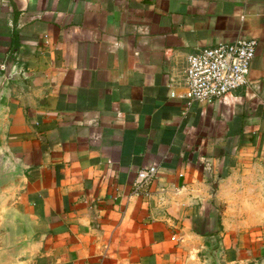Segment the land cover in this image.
Listing matches in <instances>:
<instances>
[{
    "label": "crops",
    "instance_id": "crops-1",
    "mask_svg": "<svg viewBox=\"0 0 264 264\" xmlns=\"http://www.w3.org/2000/svg\"><path fill=\"white\" fill-rule=\"evenodd\" d=\"M237 39L256 42L247 86L184 100L188 55ZM7 60L22 264L264 259V0H0V75Z\"/></svg>",
    "mask_w": 264,
    "mask_h": 264
},
{
    "label": "built area",
    "instance_id": "built-area-1",
    "mask_svg": "<svg viewBox=\"0 0 264 264\" xmlns=\"http://www.w3.org/2000/svg\"><path fill=\"white\" fill-rule=\"evenodd\" d=\"M256 53V42L237 39L232 43L205 48L188 55L184 71L182 96L188 103L211 104L248 84L251 61ZM140 171L139 179L152 176Z\"/></svg>",
    "mask_w": 264,
    "mask_h": 264
},
{
    "label": "water",
    "instance_id": "water-1",
    "mask_svg": "<svg viewBox=\"0 0 264 264\" xmlns=\"http://www.w3.org/2000/svg\"><path fill=\"white\" fill-rule=\"evenodd\" d=\"M13 61L7 60L0 75V119L2 117V100L9 81H21L19 71L12 72ZM0 130L2 123L0 120ZM19 170L13 168L0 153V264H22L20 258L29 252L31 239L24 223L16 221L5 212L3 201L17 186ZM219 251L211 247L205 254V264H221ZM264 264V259L259 263Z\"/></svg>",
    "mask_w": 264,
    "mask_h": 264
},
{
    "label": "rangeland",
    "instance_id": "rangeland-1",
    "mask_svg": "<svg viewBox=\"0 0 264 264\" xmlns=\"http://www.w3.org/2000/svg\"><path fill=\"white\" fill-rule=\"evenodd\" d=\"M248 195H249V194L247 193L245 198H248V197H249ZM247 203H248L247 201H246V202H243L242 205L245 206V208H246ZM242 205L240 204V207H241ZM229 220H232V219H229ZM249 220H250V219H248V218H246V217H240V218H238V219H233V221L239 222L241 225H246V224H248V221H249Z\"/></svg>",
    "mask_w": 264,
    "mask_h": 264
}]
</instances>
